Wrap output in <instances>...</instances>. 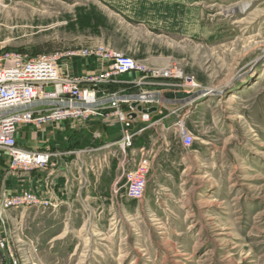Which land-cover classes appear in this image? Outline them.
I'll use <instances>...</instances> for the list:
<instances>
[{
    "label": "rangeland",
    "instance_id": "obj_1",
    "mask_svg": "<svg viewBox=\"0 0 264 264\" xmlns=\"http://www.w3.org/2000/svg\"><path fill=\"white\" fill-rule=\"evenodd\" d=\"M174 3L159 1L155 18L146 20L127 17L107 0H0V49L31 57L101 46L148 68L176 67L206 91L188 104L157 108L153 137L135 140L152 159L140 200L112 187L125 156L110 145L121 134L118 119L21 123L29 129L24 139L54 147L63 145L61 124L70 123L64 142L80 155L101 143V179L85 174L79 193L62 197L52 186L56 162L29 174L9 172L14 179L6 192L0 188V199L29 192L39 202L0 217L6 245L0 264H264V0H201L195 14ZM125 74L139 75L129 90L146 89L136 84L140 72ZM119 77L104 86L121 85ZM94 118L104 119L101 133L111 130L100 142L92 138L100 133ZM182 128L194 137L188 148ZM0 157L3 164L8 156L0 150Z\"/></svg>",
    "mask_w": 264,
    "mask_h": 264
},
{
    "label": "built area",
    "instance_id": "obj_2",
    "mask_svg": "<svg viewBox=\"0 0 264 264\" xmlns=\"http://www.w3.org/2000/svg\"><path fill=\"white\" fill-rule=\"evenodd\" d=\"M76 57H94L102 67L105 66V70L100 74H70L69 61ZM107 60L110 62L105 63ZM131 71L141 73L142 77L136 84L146 88L137 93H191L202 90L194 77H186L176 67L148 68L131 56L101 46L63 53H38L31 57L0 49V150L5 151L9 158L8 170L11 173H19L45 169L52 164V159L56 156L50 150L29 149L20 144L17 133L21 123L41 125L49 121L82 120L89 116L112 115L121 123V137L115 144L125 154L121 166L122 173L113 190L115 193L120 191L130 200L142 199L147 188L150 154L145 145L136 147L135 140L144 137V132L158 123L157 119L151 120V113L148 112H137L131 107L128 111L120 108V103L127 101L118 100L115 93L109 94L111 101L99 106H90L105 99L96 96L97 90L94 87H98L105 95L103 83L113 81L116 76ZM31 104H34V107L22 109ZM79 104L84 107L78 106ZM140 104L142 108L157 104L160 112L161 106L166 107V104L151 101H142ZM45 105H50V108L34 110ZM132 112H135L145 125L135 129L132 123L137 116L132 118ZM179 133L183 146L190 147L194 140L191 132L182 128ZM38 202L39 198L29 192L15 196L2 194L0 217L6 209ZM5 248L6 245L0 238V250Z\"/></svg>",
    "mask_w": 264,
    "mask_h": 264
},
{
    "label": "crops",
    "instance_id": "obj_3",
    "mask_svg": "<svg viewBox=\"0 0 264 264\" xmlns=\"http://www.w3.org/2000/svg\"><path fill=\"white\" fill-rule=\"evenodd\" d=\"M107 1L110 4H112L113 6H115L119 11H121L123 14H125L129 18L135 17L136 14H141V15L145 16L146 20H148V19H154L155 18L154 15L152 14V12H153L152 10L155 8V6L161 0H107ZM174 2H175L174 3L175 8L176 7H177V9L179 8L178 11L181 10V8L179 7V3H181V4H184L185 7L187 6L188 9L185 8V10H188V13L190 12V13L195 14L199 8L198 4L201 2V0H174ZM161 6L164 8L163 1H162ZM156 7L158 8V6H156ZM160 10H162V9H160ZM99 66H100L99 61L94 57H89V58L76 57V58H72L69 61V72H70V74L94 73V72H97L99 70ZM136 76H139V75L132 76L130 74H123V75H120L119 79H117L119 82L122 83L121 85H116L115 87H110V85H105V86L103 85L102 88L105 90L104 97L105 98L109 97L108 95L111 94V92H113L115 90H116L115 93H117L116 95H118V96L137 93L140 89L129 90L130 86H128V84H127L128 82H130L131 78L136 77ZM102 99H104V98H102ZM152 106H157V104L150 105V107H152ZM49 108H50V105L49 106L45 105L42 107L35 108L34 110H38V109L47 110ZM124 108H125V111H128V108H130V104H128ZM161 108H164V107L161 106ZM158 109H159V107H158ZM152 115H153V113L151 114V117H152ZM108 117H110V118L105 119V120H107L106 123L110 121L112 115H110ZM112 118L114 120H117V118L114 116ZM153 119H155V118H153ZM102 121H104V119L100 120L99 118H94V120L91 121L92 125H94L95 131H97V132L101 131L100 128L97 126H99L102 123ZM138 121L140 122V119H139V117H136L132 124H134V122H138ZM61 125H65L64 126L65 129L63 130L64 135H62V136H64L62 138L63 145L59 144L58 147H56V146L54 147L53 143L47 144L48 140L47 141H42V140H40V141L35 140L34 141L33 139H37L36 137L30 136L29 139H24L23 138V132L25 131V134H27L29 132V129L26 128L27 125H19L18 126L17 137H18L19 143L22 144L23 146L29 148V149L50 150V151H55V152L64 151L65 152V153L59 154L58 156H56L55 158L52 159V164L54 162H56L55 163L56 165L54 166L55 168H53V170H52L53 172H55V178H53L52 186L54 187L55 184L57 183V186L59 187L58 189L60 190L59 191L60 196L66 197L67 192H71L74 189H77V193H79V191L81 190L82 187H81V185H79L80 181L78 179L84 180L85 174H87V176L90 178L93 177L95 180H98V176L100 178L101 175H99L98 172H99V167L101 165V153L98 152L96 150V148L102 144L101 143L97 144L95 146L96 147L95 150L94 151L92 150V152L89 151L88 154L82 153L80 155L77 152L74 153V152H72V151H74V149H72V147H69V142H68V145H66L64 142L65 136H66V138H69L68 136H69V134H71V130L73 128L72 129L70 128L71 126H70V123H68V122L62 123ZM114 125H116V124H112L111 127H109V128L114 127ZM141 126H143V123H142V125H139L138 127L137 126H135V127L133 126V127L135 129H138ZM96 128H98V129H96ZM153 130H154V128H151V129H149V131L144 132V137H149V136L153 137V133H152ZM66 131H67V133H66ZM110 131H111L110 129H107V131H104L102 129V133L101 132L100 133L94 132L93 133L94 135H92V138H94V140H96V138H97L96 141H99V142L101 140L103 141L104 136H107ZM120 136H121V134L119 131L118 140L120 139ZM116 142L110 143V141L108 140V142H104V143H110V144H112V146H117L115 144ZM59 147H61L62 149H60ZM1 158H3V157H0V188L3 187L4 188L3 191L6 192L7 181L14 179L13 178L14 176L12 174H10L9 173L10 171L8 170V157H6V159L4 158L5 162L3 164H2L3 161L1 160ZM88 159L91 161H88ZM104 160H105V157H104ZM151 162H152V159L150 160V168H149V172H148V176H147L148 181H149L150 169L152 166ZM95 166H96V170L94 169ZM118 170H119V174L118 173L116 174V176L112 182L113 188H114L115 182L118 179H120V176H121L120 174L122 173L121 166L117 167V171ZM36 171H38V170H33V172H36ZM85 172H88V173H85ZM22 173H24V172H21V174ZM29 173H31V172H29V171L26 172V174H29ZM96 174H97V177H94V176H96ZM10 178H12V179H10ZM93 178H91V180ZM3 179H5V181H3ZM75 179H77V181H78V185H76V188H75L74 184L72 185V182H73V180L75 181ZM100 182H101V180H100ZM1 183H2V185H1ZM94 184L95 183L93 181V186H95ZM64 185H65V187H64ZM82 191H83V189H82ZM87 191H89V190L87 189Z\"/></svg>",
    "mask_w": 264,
    "mask_h": 264
},
{
    "label": "water",
    "instance_id": "obj_4",
    "mask_svg": "<svg viewBox=\"0 0 264 264\" xmlns=\"http://www.w3.org/2000/svg\"><path fill=\"white\" fill-rule=\"evenodd\" d=\"M95 90H97L96 96L97 97H103V92L98 88L94 87ZM206 94L205 89L199 90L196 92H183V91H164L162 93L159 92H153V93H134V94H128V95H121L117 96V99L120 101H130V106L133 109H136L137 111L141 112H148L153 113L157 110V106H152L149 108H142V105L140 102L142 101H151L154 103H160V104H188L190 102L195 101L198 97L201 95ZM103 100V99H102ZM112 100V97H107L104 99V101H98L95 104H92L90 106H99L102 103L109 102ZM78 106L84 107V105L79 104ZM34 107V104L28 105L22 109L26 108H32ZM132 118L136 117V113H131Z\"/></svg>",
    "mask_w": 264,
    "mask_h": 264
},
{
    "label": "bare ground",
    "instance_id": "obj_5",
    "mask_svg": "<svg viewBox=\"0 0 264 264\" xmlns=\"http://www.w3.org/2000/svg\"><path fill=\"white\" fill-rule=\"evenodd\" d=\"M244 8H245V7H242L241 9H244ZM183 92H184V91H183ZM160 93H161V92H160ZM209 93H213V90H210ZM115 95H116V94H115ZM108 96H109V95H108ZM102 98H105L104 95H103ZM102 98H101V99H102ZM129 102H130V101H129Z\"/></svg>",
    "mask_w": 264,
    "mask_h": 264
}]
</instances>
